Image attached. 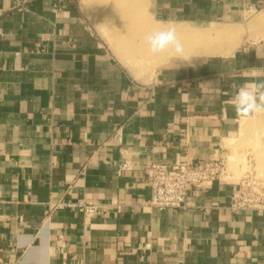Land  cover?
Here are the masks:
<instances>
[{
	"label": "crops",
	"instance_id": "0c3cea01",
	"mask_svg": "<svg viewBox=\"0 0 264 264\" xmlns=\"http://www.w3.org/2000/svg\"><path fill=\"white\" fill-rule=\"evenodd\" d=\"M25 1L0 0V264H264V211L230 210L242 171L264 180V112L234 108V86L264 81V0H143L151 23L241 31L231 53L143 77L78 0ZM220 148L231 177L185 209L144 205L150 163Z\"/></svg>",
	"mask_w": 264,
	"mask_h": 264
},
{
	"label": "built area",
	"instance_id": "2783aa9c",
	"mask_svg": "<svg viewBox=\"0 0 264 264\" xmlns=\"http://www.w3.org/2000/svg\"><path fill=\"white\" fill-rule=\"evenodd\" d=\"M17 7H23L25 0H13ZM58 7L53 6V11ZM208 160L179 162L169 165L152 162L144 170V183L150 190V197L144 205L155 209H185L192 188L203 190L215 181L231 177L229 161L224 149ZM249 160V159H248ZM247 160V161H248ZM52 211L78 208L87 216L96 215L101 204L95 201H56L50 203ZM230 210L234 213L264 211V180L254 171H245L238 178V191L232 197Z\"/></svg>",
	"mask_w": 264,
	"mask_h": 264
},
{
	"label": "rangeland",
	"instance_id": "374dc122",
	"mask_svg": "<svg viewBox=\"0 0 264 264\" xmlns=\"http://www.w3.org/2000/svg\"><path fill=\"white\" fill-rule=\"evenodd\" d=\"M78 6L87 19L89 18L103 34L113 36L115 40L118 39V41L124 42L121 44L124 49L114 51L122 54L120 58L125 66L130 69L133 68L134 72L142 77L152 74L161 65L170 63L175 59L188 58L194 55H210L213 50H218V53H221L223 50L220 49V45L222 44L223 49L226 51L235 50L241 33L239 30L234 37L216 36L209 42L200 40V42L194 43L193 39H191L194 32L204 34L207 31H195L176 24L151 23L146 19L145 10L147 9L143 0H140V3L138 0H78ZM139 9L142 10L141 15L135 13ZM129 13H131L130 17L128 16ZM167 29H174L182 42L185 49L182 57L174 55L171 50L154 55L145 44L144 37L147 33ZM130 54H132V57H130ZM133 56L135 57L133 58ZM244 156L242 160L243 170L246 169ZM260 160L261 155H256L258 169L261 168ZM258 174L260 175L261 172L259 171Z\"/></svg>",
	"mask_w": 264,
	"mask_h": 264
},
{
	"label": "clouds",
	"instance_id": "9594fccd",
	"mask_svg": "<svg viewBox=\"0 0 264 264\" xmlns=\"http://www.w3.org/2000/svg\"><path fill=\"white\" fill-rule=\"evenodd\" d=\"M144 42L154 55L168 50L180 57L185 53L184 46L174 29L149 32L145 35ZM234 87L236 88L234 108L238 114L251 115L264 112V81L251 87L248 85Z\"/></svg>",
	"mask_w": 264,
	"mask_h": 264
},
{
	"label": "bare ground",
	"instance_id": "6f19581e",
	"mask_svg": "<svg viewBox=\"0 0 264 264\" xmlns=\"http://www.w3.org/2000/svg\"><path fill=\"white\" fill-rule=\"evenodd\" d=\"M142 9V8H141ZM141 9H139V15H141L142 13V10ZM132 13V12H131ZM131 13H129V17H130V15H131ZM124 16H127V15H124ZM127 16V18H129ZM263 19V18H262ZM120 22V21H119ZM118 22V23H119ZM238 29H236V28H230V27H227V28H223V29H214V30H211V31H207V32H205L204 34L203 33H197V32H194L193 33V35L191 36V39H193V41H194V43H198V42H200V40L201 41H204V42H209V41H211L214 37H216V36H224V37H228V38H230L231 36L232 37H234L235 35H237L238 34ZM117 32V31H116ZM234 50H228V51H226V50H223V51H221V53L223 54V53H231V52H233ZM220 52V51H219ZM218 53V50L216 51H214L213 50V53L212 54H217ZM129 54V53H128ZM212 54H210V55H212ZM127 55V54H126ZM131 56L130 57H132V54H130ZM204 55H209V54H204ZM129 57V58H130ZM135 56H133V58H134Z\"/></svg>",
	"mask_w": 264,
	"mask_h": 264
}]
</instances>
